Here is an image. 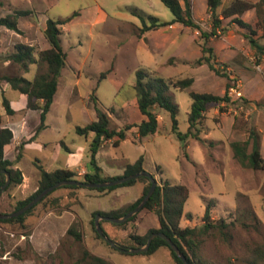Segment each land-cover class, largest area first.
Masks as SVG:
<instances>
[{
  "label": "rangeland",
  "instance_id": "374dc122",
  "mask_svg": "<svg viewBox=\"0 0 264 264\" xmlns=\"http://www.w3.org/2000/svg\"><path fill=\"white\" fill-rule=\"evenodd\" d=\"M178 1L183 7V0ZM189 1L193 21L199 29L175 24L143 31L144 24L137 15L144 18L146 26L150 25L147 16L156 17L160 23L172 21L173 15L160 0H0V17L15 10L33 13L19 20V32L0 27L1 76L21 75L31 81L36 73L35 65L23 72L17 64L5 61L11 47L18 43L30 45L37 57V51L46 47L43 31L47 19H66L76 14L63 26L60 37L66 59L44 121L45 128L34 141L23 145L21 157L15 163L24 183L1 193L0 213L10 212L17 201L36 191L39 167L47 172L63 168L68 149L73 153L84 149L81 164L92 169L88 145L93 135L81 137L75 129L96 120L94 102L90 99L93 94L97 107L111 118L110 128L144 120L136 106L133 86L136 71L145 70L164 79L193 80L186 90L170 88L168 92L178 106L176 119L180 133L188 129L190 92L223 97L228 94L229 85L236 82L243 99L211 109L205 114L202 141L189 138L185 143L171 132L169 115L162 111L164 118L160 110L154 109L159 133L138 143L134 141L136 129L133 128L117 147L112 146L114 139L105 144L96 156L102 173L118 174L124 166L143 157V171L157 183L169 182L187 188L181 227L202 225L207 206L213 221L226 219L234 212L236 194L247 195L263 231L258 233L236 225L231 242L215 237L207 239L198 252L207 261L243 264L250 247L264 244V171L242 168L233 159L229 147V142L243 141L251 133L259 140L264 137V53L251 43L252 40L264 47V35L253 11L241 16L250 30L230 19L221 20L220 27L214 29L206 0ZM232 1L222 0L218 13ZM208 57L218 73L205 61L198 63ZM3 98L10 102L13 115L6 114ZM25 105V96L0 82V127L13 129L17 139L10 156L12 161L17 157L19 145L34 133L35 122L39 123V113L25 110ZM250 109H255L257 115ZM262 153L264 157V150ZM139 185L136 182L106 194L86 188L56 190L26 218L23 228L18 224H0V264H76L79 248L66 236L72 222L80 225L83 246L111 264H174L166 249L150 256L124 254L95 238L90 212L109 213L125 208L137 196ZM52 199H57L55 205ZM157 227L156 217L145 210L124 230L103 224L107 237L122 244H127L124 238L128 234L143 235Z\"/></svg>",
  "mask_w": 264,
  "mask_h": 264
},
{
  "label": "trees",
  "instance_id": "16d2710c",
  "mask_svg": "<svg viewBox=\"0 0 264 264\" xmlns=\"http://www.w3.org/2000/svg\"><path fill=\"white\" fill-rule=\"evenodd\" d=\"M160 2L173 15L172 21L160 23L156 17L147 16V20L150 22V25L146 26L144 18L141 15H137L144 24L143 31L157 30L175 24L182 25L186 28L199 29L198 25H196L193 21L189 0H183V7L180 5L178 0H160ZM1 5L2 3L0 2V6ZM221 6L222 0H206V7L211 13L214 29L220 27L221 20L230 19L232 23L246 30H250L249 25L244 23L241 16L245 13L253 11L264 35V0H258L256 3H252L247 0H233L228 6L223 8L218 13V9ZM32 14L33 13L31 11L15 10L5 17H0V27H4L13 32H19V20L26 19L28 16H32ZM75 16L76 14H73L66 19H47L43 35L48 43V48L38 50L37 57H34V47L18 43L11 47L7 57L5 58L6 62L14 63L20 66L23 72H27L29 66L32 64L36 66V73L31 81L26 80L21 75H0V82H5L11 87V89L26 97L25 110L39 113V125L35 129L34 133L29 136L26 142L19 145L15 161H12L10 158L11 154L15 151L13 132L8 127H0V171L6 172L10 179V183L5 191L22 185L23 175L22 172L15 167V163L21 157L23 145L31 143L37 134L45 128L44 121L56 95L61 71L65 65L66 59V55L61 46L60 37L63 33V26L71 22ZM251 43L262 51L261 53H264V47L258 46L256 42L252 40ZM202 61H205L214 72L218 73V70L214 69L211 64V57L199 60L198 63L202 64ZM148 73L149 72L145 70H138L135 73V84L133 89L136 98V106L140 114L144 117V120L138 124H127L118 129L110 128L112 123L111 118L106 112L97 107L95 95L93 94L91 96L90 99L94 102L96 120L85 127H77L75 132L77 135L85 138H87L90 134L93 135V138L88 145V155L93 173L84 174L81 177L80 182H107L143 171L144 159L143 157H140L135 163L127 164L124 167L122 175L115 177L106 176L97 165L96 156L105 144L113 139L114 141L112 142V146L117 147L121 141H124L127 138L128 132H130L133 128L136 129L134 141L138 143H141L146 138L159 133V123L157 121V114L153 111L154 109L157 108L160 110L162 116V111L169 115L171 132L176 135L179 141L185 143L189 138L196 141H202L201 135L205 134V114L211 109L220 107L223 103L228 104L230 101L228 94L223 97H219L211 94L190 92L189 97L192 103L187 118L188 129L186 133H180L177 128L176 119L178 106L172 101L168 92L170 88L180 91L186 90L192 86L193 80H176L172 78L164 79L149 75ZM3 107L7 115L14 114V111L10 106V102L5 98H3ZM110 111L111 113H114V109H111ZM229 147L232 150L233 159L242 168L264 171V159L261 157L260 143L255 133H251L249 137L243 141L229 142ZM69 180L79 181L76 178V174L71 170L56 169L51 172H46L42 167H39V178L36 191L28 198L17 201L12 210L8 213H13L21 209L44 189L58 182ZM5 181L6 175L0 174V186L3 185ZM136 182H140L144 186L141 196L135 202L117 211L113 210L109 213L96 211L91 215L90 224L95 234V238L104 242L106 245L108 244L99 237L94 228L95 216L100 215L113 218L123 217L139 204L141 199L149 191L151 183L148 178L140 177L136 180L111 188L91 189L96 190L101 194H106L112 192L118 187L132 186ZM61 188L77 190L81 187L62 186L56 190ZM56 190L44 197L37 205L23 215L9 220H0V224H18L23 228L26 218L39 205H42L49 200L51 195ZM187 198L188 190L185 186L173 185L169 182L157 183L153 195L141 211L145 210L151 212L156 217L158 227L147 230V232L143 235L128 234L124 238L127 244L111 240L118 243V245L124 249L141 248L145 246L147 239L151 234L162 233L176 245L179 251L186 257L188 264H217L203 259L198 253L201 245L207 239L215 237L226 243L231 242L233 239L232 232L234 231L236 225L244 228L245 230L252 228L258 233L263 231V226L254 212L249 198L243 193L236 194L234 212L230 213L226 219L213 221L211 219V209L207 206L202 218V225L198 227H181L180 221L183 216V207ZM52 203L55 205L57 203V199H52ZM136 215L123 224L117 225L107 221H100V226L105 236H108L103 228L104 223L111 224L119 230H124L129 223L135 220ZM186 216L188 218L191 217L190 215ZM66 236L69 237L72 240V243L79 248V258L76 260V264H111L108 260L90 253L83 246L80 225L77 222H72L70 224L66 230ZM159 249L168 250L174 264H183L168 244L163 239L158 237L152 240L147 252L137 255L150 256ZM59 255L60 254L58 253V256ZM241 263L264 264V244H256L250 247L247 251L246 259L242 260Z\"/></svg>",
  "mask_w": 264,
  "mask_h": 264
},
{
  "label": "water",
  "instance_id": "95a60500",
  "mask_svg": "<svg viewBox=\"0 0 264 264\" xmlns=\"http://www.w3.org/2000/svg\"><path fill=\"white\" fill-rule=\"evenodd\" d=\"M0 174L6 175L5 183L0 186V195H1V193L8 187V185L10 183V179H9V176L6 172L0 171ZM140 177L148 178L150 183H151L150 189L147 192V194L141 199L139 204L132 211L128 212L126 215H124L121 218H113V217H105V216L96 215L94 218V228H95L97 234L99 235V237L101 239H103L112 248H114V249H116L122 253L131 254V255L143 254V253L147 252L149 247H150L152 240L154 238L158 237V238L163 239L168 244V246L172 249V251L176 254V256L180 259V261L183 264H188L186 257L179 251V249L176 247V245L168 237H166L162 233L151 234L148 237L147 242H146L144 247L124 249L120 245H118L116 242L112 241L110 238L105 236V234H104V232L100 226V221H107V222L117 224V225L123 224V223L127 222L129 219H131L133 216L138 214L144 208L146 203L149 201L150 197L153 195L155 188H156V185H157L155 178L145 171H141V172L133 174V175H129V176L121 177V178L116 179V180L101 182V183H88V182H80V181H76V180L58 182V183L44 189L43 191H41L37 196H35L29 203H27L21 209L15 211L13 213H8V214H1L0 213V220H9V219L17 218V217L23 215L24 213L29 211L31 208H33L35 205H37L48 194H50L51 192H53L54 190H56L62 186H76V187H81V188H86V189L111 188V187L122 185V184L127 183V182L132 181V180H136Z\"/></svg>",
  "mask_w": 264,
  "mask_h": 264
},
{
  "label": "crops",
  "instance_id": "0c3cea01",
  "mask_svg": "<svg viewBox=\"0 0 264 264\" xmlns=\"http://www.w3.org/2000/svg\"><path fill=\"white\" fill-rule=\"evenodd\" d=\"M253 3H256V1H252ZM248 14H250V12H248V13H246V15H248ZM29 17H31V16H28L27 18H29ZM45 48H48V43L46 42V47ZM11 106V105H10ZM250 112H255V114L257 115V111L254 109H250ZM261 111H259V113H260ZM258 113V114H259ZM252 114V113H251ZM39 118V117H38ZM36 120H37V118H36ZM35 125H36V128H37V126L39 125V123H37V122H35ZM12 130V132H13V142L14 141H16L17 139H15L14 138V130L13 129H11ZM42 131V130H41ZM37 137V136H36ZM36 137H35V139H36ZM29 138V137H28ZM27 138V139H28ZM26 139V140H27ZM34 139V140H35ZM33 140V141H34ZM259 143H260V154H261V157L264 159V157H263V153H262V151L264 150V137H262L260 140H259ZM15 144H18V142H16ZM26 144H29V143H26ZM26 144H24V145H26ZM28 146V145H27ZM83 151H84V149H81V148H79V149H77L74 153H73V151H71V150H67V152H68V154H67V157H66V162H65V166L63 167V168H58V169H68V170H71V171H73L75 174H76V177L77 178H81L84 174H86V173H93V169H88V167L86 166V165H82L81 163L83 162V157H82V153H83ZM125 167V166H124ZM56 170V169H55ZM46 171V170H45ZM54 171V170H53ZM123 171H124V168L121 170V172L120 173H118V174H113V175H108V174H105L106 176H110V177H115V176H120V175H122L123 174ZM47 172V171H46ZM23 183H24V178H23ZM22 183V184H23ZM22 186V185H21ZM143 184L142 183H140V185H139V191H138V194H137V196L131 201V202H129L128 204H131V203H133V202H135L140 196H141V193H142V189H143ZM94 212H96V210L95 211H92V212H90V214L91 213H94ZM89 214V215H90ZM92 215V214H91ZM91 253V252H90ZM93 254V253H92ZM95 255V254H94ZM97 256V255H96ZM99 257V256H98Z\"/></svg>",
  "mask_w": 264,
  "mask_h": 264
},
{
  "label": "built area",
  "instance_id": "2783aa9c",
  "mask_svg": "<svg viewBox=\"0 0 264 264\" xmlns=\"http://www.w3.org/2000/svg\"><path fill=\"white\" fill-rule=\"evenodd\" d=\"M228 96L230 101L242 100L243 93L240 90L239 85L236 82H232L228 87Z\"/></svg>",
  "mask_w": 264,
  "mask_h": 264
}]
</instances>
